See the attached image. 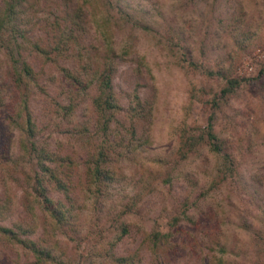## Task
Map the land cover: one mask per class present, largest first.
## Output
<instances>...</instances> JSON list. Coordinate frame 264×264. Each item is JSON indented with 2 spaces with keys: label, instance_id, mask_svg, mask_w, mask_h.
<instances>
[{
  "label": "rangeland",
  "instance_id": "obj_1",
  "mask_svg": "<svg viewBox=\"0 0 264 264\" xmlns=\"http://www.w3.org/2000/svg\"><path fill=\"white\" fill-rule=\"evenodd\" d=\"M44 1L46 11L40 13L42 25L37 33L47 41L51 36L44 20L50 22L58 8L62 11L65 0ZM103 2L117 34L113 91L125 116L135 105V91L140 99L151 101L153 143L122 162L128 193L112 198L116 211L132 201L127 213L115 216L106 208L96 210L90 203L95 194L83 179L75 196L86 204L73 207L70 223L65 224L75 229L74 238L62 237L67 242L68 264H90V253L98 248L103 253L99 258L106 264L113 254L131 255L133 264H208L209 247L217 240L227 248L224 256L229 260L224 264H264V0ZM83 41L95 67L94 55L104 49L92 27ZM126 41L132 43L129 53L122 47ZM0 57H5L1 51ZM70 61L67 58L61 63L70 66L77 62ZM31 64L41 85L51 94L58 92L62 87L59 61L43 62L39 56L33 57ZM207 70L220 74L211 75ZM3 74L1 155L9 143L4 116L18 94L10 73ZM228 76L241 80L224 96L220 91ZM96 91L92 85L71 118L53 115L46 123L48 95L38 85L31 106L46 125L39 139L52 149L63 145L71 150L75 144L71 133L65 132L66 125H78L83 113L93 109ZM210 115L222 147L219 152L211 148L205 133ZM199 136L202 138L193 139ZM2 163L0 156V203L9 206L4 209L8 212L5 221L9 225L24 222L30 211L21 166L11 169ZM170 174L172 178L166 182ZM10 175H17L19 183L11 182V198L6 199L1 176L10 180ZM55 192L69 203L64 193ZM124 224L129 229L121 234ZM157 227L169 233L165 240L153 245L142 239L143 228L153 231ZM16 257L22 264H34L0 236V264H16Z\"/></svg>",
  "mask_w": 264,
  "mask_h": 264
},
{
  "label": "trees",
  "instance_id": "obj_2",
  "mask_svg": "<svg viewBox=\"0 0 264 264\" xmlns=\"http://www.w3.org/2000/svg\"><path fill=\"white\" fill-rule=\"evenodd\" d=\"M45 4L44 0H0V51L5 56L0 57V80L3 72L10 73L9 76H12L18 89L17 99L4 116L9 126V136L6 139L9 143L0 156L4 167L12 169L21 166L19 170L23 173L30 211L28 220L13 221L9 225L5 221L8 212L4 210L9 206L6 202H1L0 236L15 245L20 253L29 256L34 264H68L70 256L65 253L67 242L62 237L74 238L72 234L75 229L66 225L70 223L68 220L73 215V207L86 204L75 196L81 183H84L83 179L86 180L84 184L87 188L95 194L90 203L96 210L104 211L106 208L110 210L108 212L119 216L132 209V201H129L124 203L123 209L116 211L112 197H122L128 193L124 185L125 173L121 172L123 160H130L137 152L149 148L153 143L149 125L152 103L150 100L140 99L135 91L136 101L132 111H125L128 117L122 112L124 107L116 97L112 85V74L116 68L114 57L118 54L114 48L117 34L115 28H112V17L103 0H65L62 11L58 8L50 22L44 20L51 36L47 41L37 33L38 25H42L39 23L40 13L46 11ZM91 27L97 34L100 47L104 49L94 55L95 67H92V56L87 53L88 44L83 41ZM122 47L124 52L129 53L132 43L126 41ZM75 48L76 54L73 53ZM39 56L43 58V62L59 61L62 89L54 94L45 85H41L43 82L40 83L38 72L31 64L33 57ZM67 58H70V62H77L70 63V66L63 65L61 60ZM9 61L11 67L8 65ZM207 73L220 74L215 70H207ZM240 80L234 76L226 77L220 93L225 96L234 91ZM38 85L48 95L46 123L53 115L71 118L90 87L96 85L97 91L92 97L93 111L86 110L78 125H66L65 132L71 133L69 135L73 137L72 142L75 144L71 150L65 149L63 145L52 149L47 141L39 139V134L46 125L41 123L31 106V96ZM0 91L2 101L5 97L3 89L0 88ZM58 95L61 99H58ZM13 132L18 136L12 137ZM205 133L211 148L219 152L222 147L213 130L211 115L208 117ZM198 138L202 137L193 139L196 141ZM10 176V180L1 176L6 199L11 198V182L19 183L17 175ZM171 176L167 177L166 182H170ZM161 181L166 183L165 179L161 178ZM55 191L64 193L69 203L63 201ZM138 198L140 199L139 196ZM127 229L126 224L122 225L121 234L127 232ZM141 232L142 239L153 245L169 236L167 231L159 227L153 231L143 228ZM216 245L219 246L218 249ZM215 246L209 247L208 264L226 263L229 259L224 256L227 251L225 244L217 240ZM101 254L100 248L91 252L89 263L106 264L99 258ZM13 261L22 264L17 257ZM108 263L133 264V257L113 254Z\"/></svg>",
  "mask_w": 264,
  "mask_h": 264
}]
</instances>
